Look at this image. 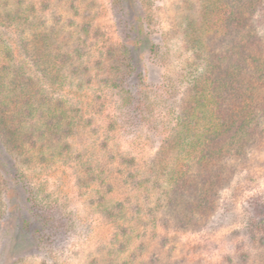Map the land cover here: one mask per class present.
<instances>
[{"label": "rangeland", "instance_id": "obj_1", "mask_svg": "<svg viewBox=\"0 0 264 264\" xmlns=\"http://www.w3.org/2000/svg\"><path fill=\"white\" fill-rule=\"evenodd\" d=\"M142 1L155 34L140 51L148 54L155 43L159 54L137 59L150 87H173L151 92L152 103L138 109L120 56L126 32L114 0H0V57L23 67L32 87L50 96L46 113L59 100L68 116L58 136L27 141L23 152H7L0 136V264H264V223L250 217L252 201L264 200V141L248 152L205 224L178 229L164 214L154 225L145 209L132 206L155 205V192L147 200L137 181L152 178L153 159L178 122L182 75L193 56L173 33L186 0ZM255 19L264 36V3ZM55 27L64 28L60 38ZM65 51L71 58L62 83L48 72L66 60L59 58ZM42 229L44 243L37 238Z\"/></svg>", "mask_w": 264, "mask_h": 264}, {"label": "trees", "instance_id": "obj_2", "mask_svg": "<svg viewBox=\"0 0 264 264\" xmlns=\"http://www.w3.org/2000/svg\"><path fill=\"white\" fill-rule=\"evenodd\" d=\"M114 3L126 32L120 56L127 76L135 82L134 100L130 97V101L140 109L152 103L151 92L156 96L164 93L163 89L169 91L172 85L164 84L162 90L150 87L145 65L137 59L154 60L159 54L155 43L148 54L140 51L145 40L154 42L155 34L151 15L144 11L146 1ZM263 3L264 0L185 1L186 8L173 28L174 34L183 37L186 51L193 55L182 75L186 92L181 113L161 154L153 159L148 172L152 178L144 175L137 181L136 187L146 195L155 192V205L130 201L136 211L145 209L154 225L164 214L171 216L178 229L190 230L205 224L219 204L221 190L231 183L241 163H248V152L264 141V36L258 33L255 19ZM62 28L55 27L59 38ZM59 58L66 60L58 62L54 73L48 75L54 74L63 83L67 77L61 69L71 58L70 52L65 51ZM8 59L0 57V136H5L7 152H23L27 141L38 144L35 140L42 142L47 132L58 136L68 116L60 112L64 103L59 100L54 104L56 108L46 113L43 106L51 102L50 96L41 87H32L26 70L13 68ZM39 94L41 97L34 100ZM69 120L67 127L71 129L74 121ZM43 125L45 130H41ZM145 198L148 200L149 195ZM252 203L250 217L259 226L264 223V200L256 198ZM123 208L124 205L119 207ZM3 214L0 207V217ZM170 221L164 220L167 226ZM45 222L42 228H46ZM146 232L147 228L136 236L145 238ZM37 234L40 242L48 241L43 229ZM153 237L157 240L158 235L154 233ZM143 246L141 242L137 248Z\"/></svg>", "mask_w": 264, "mask_h": 264}]
</instances>
